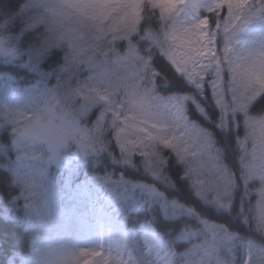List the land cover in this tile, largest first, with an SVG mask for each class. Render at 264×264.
<instances>
[{
  "label": "trees",
  "instance_id": "trees-1",
  "mask_svg": "<svg viewBox=\"0 0 264 264\" xmlns=\"http://www.w3.org/2000/svg\"><path fill=\"white\" fill-rule=\"evenodd\" d=\"M215 3L208 1L211 9ZM187 8L181 9L182 19ZM42 11L35 0H0V42L5 49L0 51V264L61 261V252L66 251L62 245L76 241L85 225L73 223L71 217L70 199L82 181L106 190L121 211L136 264H154L138 236H133L145 223H152L173 249L176 264H264V226L257 210L264 181L250 178L246 168L254 147L248 120L264 118V95L252 100L246 113L240 111L233 101L231 74L225 71V107H219L211 86L214 72L203 88L197 87L149 38L150 33L163 35L167 27L155 13L146 17L130 40L114 43L98 57L111 67L135 51L141 58L137 67L151 81L153 107L187 97L185 121L208 135L214 157L203 170L205 182L220 184L222 176L231 181L229 194L217 199L214 190L205 192L195 183L193 157L178 155L162 144L146 156L123 148L113 115L121 104L114 108L99 99H86L87 89L76 92L89 85L118 89L122 74L97 83V69L91 63L73 61L66 46H46V27L38 23ZM198 12L211 21L212 29L220 26L216 46L221 54L230 46L233 60L258 55L251 48L264 42V0H252V10L245 13L246 22L230 45V33L223 29L226 15L210 12L207 6ZM134 26L133 21L129 28ZM116 99H123L119 91ZM53 106L71 111L78 127L75 135L58 145L28 135L23 127L26 117ZM257 149L260 152L259 144ZM134 181L154 184L164 196L150 197L135 188ZM63 210L68 218L62 216ZM212 223L228 229L234 241L228 242L225 229L212 228Z\"/></svg>",
  "mask_w": 264,
  "mask_h": 264
},
{
  "label": "snow or ice",
  "instance_id": "snow-or-ice-1",
  "mask_svg": "<svg viewBox=\"0 0 264 264\" xmlns=\"http://www.w3.org/2000/svg\"><path fill=\"white\" fill-rule=\"evenodd\" d=\"M187 3V0H175L171 7L161 13H158L161 20L166 22V31L161 36L149 34V38L154 41L161 49V52L174 68L181 74L185 75L197 87L203 88L204 83L208 81L210 72H214L215 79L211 81V86L216 95L217 105L225 107L224 93V72L231 74L232 96L237 109L246 113L249 103L255 98L247 93L242 94L236 83V70L241 63L244 65V78L247 89H251L253 84L260 81L264 84V54L249 55L240 60H233L230 57L231 47L226 46L221 54L216 47L213 38V29L211 21L205 17L198 22L188 26L182 19L181 9ZM226 10V11H225ZM252 10V0H216V3L210 12L217 15H226V23L223 29L230 33L229 45L232 37L246 22L245 13ZM220 26L217 25V28ZM130 33L137 32L134 26L129 29ZM147 65L145 64V67ZM95 96L106 103L111 99L106 92L94 90ZM116 108V106L114 107ZM123 112V106L116 108L113 113L119 122V138L121 145L128 151L142 150L144 155H153L157 145H163L172 149L178 155L183 157H196L205 152L209 145L208 142L200 137L197 133L181 131L177 123L171 130L158 127L147 117ZM123 116V120L121 117ZM258 119H249L250 138L254 143L251 153V160L247 163L246 168L250 178H259L264 181V141L256 135L258 128ZM160 129H166L168 135L161 136L158 134ZM133 133L137 134L133 136ZM192 137H195L193 139ZM257 144L260 152L257 153ZM209 172L212 166L209 165ZM193 172L199 177L203 169L195 168ZM222 183L213 184L197 179V183L202 190L215 191L216 198L227 196L231 181L227 177H221ZM258 213L261 217V201L264 200V189L259 193ZM100 256V255H99ZM98 256V257H99Z\"/></svg>",
  "mask_w": 264,
  "mask_h": 264
},
{
  "label": "clouds",
  "instance_id": "clouds-1",
  "mask_svg": "<svg viewBox=\"0 0 264 264\" xmlns=\"http://www.w3.org/2000/svg\"><path fill=\"white\" fill-rule=\"evenodd\" d=\"M43 9L38 23L46 27L48 36L44 43L46 46H66L71 52V59L79 63H91L97 69V83L106 78L122 74L119 88H111L106 92L111 97L108 104L115 107L123 106V112H132L149 118L150 80L142 76L143 69L137 67L140 57L135 51L117 59L109 67L98 57L114 43L130 40L136 32H129V25L134 21L137 31L140 25L150 14H158L171 7L167 0H141L140 3H115L109 0H35ZM111 12L108 16L107 13ZM138 13V14H137ZM0 42V51H4ZM236 83L238 90L250 94L254 98L264 95V84L257 81L249 90L244 78V65L240 64L236 70ZM85 89L89 90L85 92ZM92 85L77 89V93L85 92V98L97 100ZM119 91L122 100L116 99ZM71 89L69 95H71ZM56 121H59L57 123ZM259 138L264 141V118L257 121ZM24 131L38 139L48 140L53 145L62 143L67 137L78 132L77 121L74 114L66 108L53 106L42 113L26 117ZM158 134L168 135L166 129H160ZM137 134L133 133V136ZM87 139V136H85ZM261 223L264 226V200L261 201Z\"/></svg>",
  "mask_w": 264,
  "mask_h": 264
},
{
  "label": "rangeland",
  "instance_id": "rangeland-1",
  "mask_svg": "<svg viewBox=\"0 0 264 264\" xmlns=\"http://www.w3.org/2000/svg\"><path fill=\"white\" fill-rule=\"evenodd\" d=\"M126 1L131 2V0ZM167 1L175 2V0ZM136 3H138V0H136ZM206 6L208 9L212 7L207 2L199 10L204 9ZM199 10H193L189 6L183 12V20L188 26L203 19L198 12ZM107 15H111V10ZM217 34L218 28L216 26L213 29L215 42H217ZM251 50L255 51L253 54H264V42H260L257 48H251ZM95 89L100 92H107V89L104 87H95ZM185 102L187 106V97H185ZM167 103L163 106L156 107L149 105V119L158 127L171 130L174 124L178 123L176 116L179 115V112L174 113L173 109ZM183 115L184 118L179 121L181 131L197 133L208 142V135L203 130L185 121V110ZM192 138L195 139V137ZM208 145L209 147L205 152L193 157L197 163L192 167V172L195 168L207 169V160L211 156V144ZM129 152H133L139 156H146L142 153V150ZM251 153L252 148L249 152V160H251ZM257 153L259 154V149H257ZM212 165L218 168L217 163L213 162ZM192 176H194L195 183H197V179L205 181L203 172L199 177L193 172ZM133 184L135 188L144 191L150 197L164 196L154 184L145 181H134ZM78 186L76 193L73 195V199L70 200L73 203L71 217L73 218V223H85V225L80 229L78 236L75 237L76 241L62 245L66 251L64 253L61 252L63 258L56 264H135L134 257L128 247L129 235L124 225L123 216L120 211L114 208V204L106 191L86 181H83ZM189 211L193 212V210ZM62 216L68 218V212L63 210ZM77 227L74 231L77 230ZM211 227L225 229L223 237L228 242L234 241L235 237L228 233V229L222 225L212 223ZM135 236H139L143 250L152 259L154 264H176L175 252L167 245L164 238L156 232L151 223L143 224L136 231ZM58 237L59 235L57 234L55 236L56 241L60 240ZM256 264L263 263L258 261Z\"/></svg>",
  "mask_w": 264,
  "mask_h": 264
},
{
  "label": "water",
  "instance_id": "water-1",
  "mask_svg": "<svg viewBox=\"0 0 264 264\" xmlns=\"http://www.w3.org/2000/svg\"><path fill=\"white\" fill-rule=\"evenodd\" d=\"M207 0H188L189 4L194 8L198 9L202 4H204Z\"/></svg>",
  "mask_w": 264,
  "mask_h": 264
},
{
  "label": "bare ground",
  "instance_id": "bare-ground-1",
  "mask_svg": "<svg viewBox=\"0 0 264 264\" xmlns=\"http://www.w3.org/2000/svg\"><path fill=\"white\" fill-rule=\"evenodd\" d=\"M150 249H151V247H150Z\"/></svg>",
  "mask_w": 264,
  "mask_h": 264
}]
</instances>
